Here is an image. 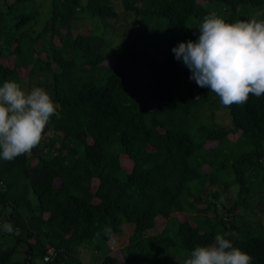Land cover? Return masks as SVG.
<instances>
[{"label":"trees","instance_id":"1","mask_svg":"<svg viewBox=\"0 0 264 264\" xmlns=\"http://www.w3.org/2000/svg\"><path fill=\"white\" fill-rule=\"evenodd\" d=\"M213 11L264 20V0H0V86L42 87L59 106L30 154L0 159V226L19 231L0 227V264H95L85 251L106 245L99 264H183L232 232L264 264L251 218L264 205V95L219 121V97L172 52Z\"/></svg>","mask_w":264,"mask_h":264},{"label":"clouds","instance_id":"2","mask_svg":"<svg viewBox=\"0 0 264 264\" xmlns=\"http://www.w3.org/2000/svg\"><path fill=\"white\" fill-rule=\"evenodd\" d=\"M198 32L195 41L172 48L197 86L214 92L224 106L243 105L250 94L264 95V20L227 22L213 11L202 17ZM58 107L44 88L25 91L15 80H5L0 86V159L30 154ZM0 227L19 235L9 221ZM228 236L239 239L236 232L217 233L213 243L192 249L183 264H252L253 257Z\"/></svg>","mask_w":264,"mask_h":264},{"label":"rangeland","instance_id":"3","mask_svg":"<svg viewBox=\"0 0 264 264\" xmlns=\"http://www.w3.org/2000/svg\"><path fill=\"white\" fill-rule=\"evenodd\" d=\"M44 16L46 17V14ZM90 20H91L90 18L84 17V18H82L81 21H83V23L85 24V23H90ZM94 25L95 24L92 25L93 28L95 27ZM154 52L158 56H165L167 54L166 49H159V50H156ZM215 104H216V107H215ZM155 105H156V102H153L152 106H155ZM212 111L214 112V116L217 119L228 117V121H229V110L226 106H224L220 103V100H216V102L212 105ZM207 112H208V110H207ZM195 129H196L195 127L190 129L191 134L193 136H195V132H194ZM234 139H235V137L231 138V140H234ZM231 145H233V144H228V146H231ZM199 151L203 152V150H199ZM122 162H124V166L126 168H129L130 163L127 160H122ZM223 194H224V197H226L227 195L231 196L230 191L223 192ZM221 200H223V195L221 196ZM225 202H227V199H225ZM256 202L258 203V200ZM253 214L254 215L251 216L252 219H255L256 221H257V219H260L259 221L264 223V205L262 203L259 204V208ZM164 223H165V219H163L162 217H159L157 219L156 228L157 229L161 228L164 225ZM131 232H132V226L128 225V224H124L122 226V231L119 234H116V235L113 234L112 240H110V242H109V246L111 248H115L117 245H120V244L123 245L127 239V236ZM108 248H109L108 245H106L105 247H103L99 250H86L85 256L83 255V253H82V255L85 257L86 261H88L90 263L99 264L102 257L108 251ZM81 252H83V250ZM178 257L181 258V260L184 262V260H185L184 258H188V255H185L184 253H180L178 255Z\"/></svg>","mask_w":264,"mask_h":264}]
</instances>
